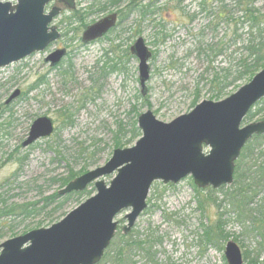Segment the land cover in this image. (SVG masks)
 <instances>
[{"label": "rangeland", "instance_id": "obj_1", "mask_svg": "<svg viewBox=\"0 0 264 264\" xmlns=\"http://www.w3.org/2000/svg\"><path fill=\"white\" fill-rule=\"evenodd\" d=\"M113 1L116 0H76L75 11L63 9L52 23L63 35L60 40L43 52L0 69V109L14 91L20 92L0 113V245L30 231L51 227L94 196L92 183L80 196L73 193L66 201L62 198L67 195L60 196L41 209L43 199L66 187H61L59 180L70 174L77 178L102 167L115 149L133 147L141 133L128 143L129 131L133 123L137 127L141 114L150 111L156 120L169 124L201 102L225 100L250 82L239 81L215 98L216 87L210 81L222 69L233 67L240 44L213 58L204 51L205 47L219 49L225 37L226 41L231 39V28L205 30L200 41L203 54L197 57L195 36L210 20L199 12L201 0H120L112 5ZM133 2L140 9L148 7L149 13L143 17L133 12L121 20L122 12ZM211 5L217 7L218 2ZM112 13H118L116 28L102 40L82 45L83 30ZM137 38L143 39L151 53L144 97L138 82V61L128 52ZM60 49L66 51L65 57L50 68L44 59ZM113 66L117 70L112 71ZM250 114L242 127L264 121V98ZM42 117L53 122L54 133L31 148L21 149L30 126ZM119 129L122 130L117 133ZM116 136L121 139V148H115ZM203 152L207 153L208 148L203 147ZM255 156L256 151L253 162L250 156L241 160L245 170L252 169ZM114 176L102 178L105 185ZM234 184L217 190L198 189L190 176L177 184L154 182L146 199L147 207L129 232L124 234L122 229L130 209L114 218L118 226L113 240L128 235L139 239L154 237L153 260L143 252H133L130 264H227L224 250L228 241L238 246L243 264H250L251 260L264 264V225L257 231L259 224L250 219L264 203V191L256 188L257 197L240 218ZM25 205H34L38 213L28 217L9 213L11 208ZM218 222L221 236L216 228ZM209 231L212 244L205 238Z\"/></svg>", "mask_w": 264, "mask_h": 264}, {"label": "water", "instance_id": "obj_2", "mask_svg": "<svg viewBox=\"0 0 264 264\" xmlns=\"http://www.w3.org/2000/svg\"><path fill=\"white\" fill-rule=\"evenodd\" d=\"M57 2L69 10L75 0L0 1V69L40 53L60 39L51 24L60 14ZM111 14L88 26L81 42L101 39L116 25ZM138 61L140 93L146 95L151 53L142 38L130 48ZM64 49L45 58L51 67L65 57ZM14 91L4 102L7 106L19 96ZM264 98V69L225 100L203 101L188 114L169 124L161 123L150 111L137 119L141 138L131 148L115 149L102 167L84 173L69 182L58 195L84 191L94 183L97 194L88 198L60 222L46 229L30 231L0 245V264H99L117 231L114 218L130 209L125 216L126 234L146 209V199L154 182L177 184L190 176L198 189L217 190L233 183L235 162L253 136L264 135V121L242 123L253 106ZM54 132L53 122L42 117L35 120L22 143L27 148ZM203 147L208 152H203ZM115 175L108 185L102 178ZM227 264H243L238 246L225 245Z\"/></svg>", "mask_w": 264, "mask_h": 264}, {"label": "trees", "instance_id": "obj_3", "mask_svg": "<svg viewBox=\"0 0 264 264\" xmlns=\"http://www.w3.org/2000/svg\"><path fill=\"white\" fill-rule=\"evenodd\" d=\"M213 1L218 2L217 7H212L211 4ZM230 1L201 0V2L198 4L200 14H204L207 18L210 17L207 26L200 30L195 36L198 40V47L195 50L198 58L203 54L202 49H200V41L204 36L205 30H210L213 32L216 31L220 26H225V29H227V27L231 28V39L226 41L225 37V42L223 43L221 41L219 43V49H214L210 45H208L209 48H207V46L205 47L204 51L210 52L213 58L214 56L226 54L225 51H227L229 48L235 46L237 43L240 44V52H237V48L235 50L238 59L237 61L235 60L233 67L230 66L228 69H222L220 73L215 74L210 81L211 86L213 88L216 87V91L214 90L216 92L215 98L220 96V94H222L229 86L235 85L237 82L242 80L250 81L258 72L264 69V0ZM260 1L263 2L262 5L257 4ZM118 2H120V0L113 1L111 4L117 5L119 4ZM100 10H104V7H101ZM133 12H138L141 16L145 17L149 13V8L146 7L144 9H140L138 5L131 3L128 5V8L122 12V14H124L121 16V18H126ZM73 16L76 17V14H73ZM79 20H83L81 16ZM191 20H193V17H191ZM69 24H71V21H69ZM115 70H117L116 66H113L112 71ZM7 109V107H3L2 111ZM251 116L252 114H250L249 111L245 119H249ZM120 130L122 129H119L117 133L121 132ZM129 135L130 138L127 141L128 143L140 136V132L138 131L135 123H133L130 129ZM252 140L257 142L258 147H261L260 150L256 148L257 145L252 144ZM121 144V139H118V136H116L115 148H121ZM255 151V162L253 163L251 169H254L253 172L250 169L245 170L242 165V161L245 159L247 160V156H250L251 160L255 155ZM251 161L253 162L254 160L252 159ZM250 171L252 172L251 175ZM76 176L77 175L70 174V176L64 180H59L61 187L66 186L71 180L76 178ZM250 176L252 177L250 178ZM233 178L235 188L238 190V214L240 218H243V216H245L247 213L246 209H248L250 203L253 201L255 196L257 197V194L259 193L256 188L264 191V135L253 136L251 140L244 146L240 157L235 163ZM248 180H250V183H247ZM71 195H73V193L63 198L58 194L46 197V199L42 200L41 209L44 210L56 199L62 198L66 201ZM78 195L80 196L81 193H78ZM65 201L60 203L58 208H60L65 203ZM9 213H11V215L15 214L16 216L20 215L22 217H28L30 215L37 214L38 211H35L34 205H25L23 207L11 208ZM252 215L257 217H252ZM252 215L250 216V219L253 218V221L259 224L256 227V230L258 231V229H262L264 225V220H262L264 218V203L261 206L259 205V207L253 211ZM216 228L220 232L219 234L221 236L220 222L217 223ZM219 234L217 233L216 235L219 237ZM205 238L208 244L213 243L211 231L206 232ZM117 240L118 239H114L111 241L99 264H130L132 262L133 252H143L150 261L153 260L154 256L151 254V250L154 244V237L149 236L145 239H139L137 236L133 237L128 235L121 236L119 240ZM255 263L256 261L254 260L250 261V264Z\"/></svg>", "mask_w": 264, "mask_h": 264}, {"label": "flooded vegetation", "instance_id": "obj_4", "mask_svg": "<svg viewBox=\"0 0 264 264\" xmlns=\"http://www.w3.org/2000/svg\"><path fill=\"white\" fill-rule=\"evenodd\" d=\"M152 1H155V0H152ZM118 3H120V2H118ZM132 4H135V5H138V6H139V4H138L137 2H133ZM54 6H55V7H60V8H61V12H62L63 9H67V8H65L64 6H62L61 4H58L57 2H54V3L50 4L49 6H47V10H49L50 8H52V7H54ZM127 8H128V6L125 8V10H126ZM75 9H76V0H75ZM75 9H74V10H70V11L73 12V11H75ZM67 10H69V9H67ZM61 12H60V14H61ZM60 14H59L57 17H59ZM112 14H116V15H117V21H116V25H115V27H114L113 29H111L108 33H110L111 31H113V30L116 28L117 24H118V13H112ZM109 15H111V14H109ZM119 15H120V14H119ZM107 16H108V15H107ZM57 17H56V18H57ZM105 17H106V16H105ZM56 18H55V19H56ZM55 19H54V20H55ZM102 19H103V18H102ZM120 19L122 20L121 17H120ZM54 20H53V21H54ZM100 20H101V19H100ZM97 22H98V21H97ZM52 23H53V22H52ZM52 26H54V25L51 24V27H52ZM54 27H56V26H54ZM87 27H88V26H87ZM87 27H86V28H87ZM86 28H85V29H86ZM56 29L58 30L57 27H56ZM85 29H84V30H85ZM84 30H83V32H84ZM58 32L60 33V36H61L60 39H61L63 35L61 34V32H60L59 30H58ZM83 32H82V33H83ZM108 33H107L105 36H107ZM81 35H82V34H81ZM105 36H103L101 39L95 40V41L90 42V43H88V44L95 43V42H97V41H99V40H102L103 38H105ZM60 39H59V40H60ZM137 39H138V38H137ZM137 39H136V40H137ZM136 40H135V41H136ZM135 41H134V42H135ZM80 42H81V37H80ZM81 44H82V45H88V44H83L82 42H81ZM133 44H134V43H133ZM133 44H132V45H133ZM132 45H131V46H132ZM49 46H50V45H49ZM130 48H131V47H130ZM130 48H129L128 52H129V56H132L131 53H130ZM55 51H56V50H55ZM48 56H49V55H48ZM48 56H47V57H48ZM132 57H134V56H132ZM134 58H135V57H134ZM135 59H136V58H135ZM44 62H45V59H44ZM47 64H49V63H47ZM49 67H50V68H53V67L50 66V64H49ZM55 67H56V66H55ZM19 96H20V94H19ZM19 96H18V97H19ZM18 97H17V98H18ZM17 98H16V99H17ZM7 99H8V98H7ZM7 99H6V100H7ZM6 100H5V101H6ZM5 101H4V102H5ZM13 101H14V100H13ZM13 101H12V102H13ZM12 102H11V103H12ZM11 103H10V104H11ZM10 104H9V105H10ZM9 105L6 106L4 103L2 104L3 107H8ZM3 107L0 109V113H1V110L3 109ZM30 127H31V126H30ZM29 130H30V128H29ZM28 134H29V132H28ZM28 134H27V136L25 137V139H24V140L21 142V144H20L21 149H27V148H22V143L26 140V138L28 137ZM37 142H38V141H37ZM34 144H35V143H34ZM34 144H33V145H34ZM33 145H32V146H33ZM28 148H31V146L28 147Z\"/></svg>", "mask_w": 264, "mask_h": 264}]
</instances>
